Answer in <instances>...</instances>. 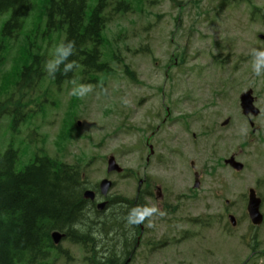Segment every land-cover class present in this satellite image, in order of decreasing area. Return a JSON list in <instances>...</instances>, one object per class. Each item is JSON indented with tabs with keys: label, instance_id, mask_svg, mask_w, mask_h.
I'll return each mask as SVG.
<instances>
[{
	"label": "rangeland",
	"instance_id": "1",
	"mask_svg": "<svg viewBox=\"0 0 264 264\" xmlns=\"http://www.w3.org/2000/svg\"><path fill=\"white\" fill-rule=\"evenodd\" d=\"M129 1L130 10L113 14L105 29L103 52L111 71L97 83L78 78L59 88L44 77L36 89L16 90L9 73L28 53L27 43L35 40L48 58L56 56L61 34L43 36L48 0H33L22 35L3 43L9 53L0 47V99L16 91L14 100L30 114L13 137L23 151L16 169L44 150L80 163L91 185L111 179L109 196L116 199H133L145 180L141 191L152 192L146 198V247L131 264H243L252 252L249 264H264V223L251 227L246 212L250 187L259 190L264 212V165L258 166L264 151V44L258 38L264 33V0ZM125 63L133 76L125 73ZM249 89L261 109L254 126L239 100ZM7 105L15 107L12 101ZM179 117H188L190 127ZM227 117L231 122L222 126ZM6 123H0V154L11 141ZM232 154L244 163L243 171L224 165L222 159ZM112 155L123 172L107 173ZM192 161L202 173L199 189L193 187ZM230 213L238 217L237 227L229 223ZM99 233L114 248L112 235ZM61 246L67 255L48 263L87 264L89 254L80 245Z\"/></svg>",
	"mask_w": 264,
	"mask_h": 264
},
{
	"label": "trees",
	"instance_id": "2",
	"mask_svg": "<svg viewBox=\"0 0 264 264\" xmlns=\"http://www.w3.org/2000/svg\"><path fill=\"white\" fill-rule=\"evenodd\" d=\"M91 2L48 0L43 36L63 34L64 37H60L53 58H48L35 40L27 43V55L22 56L20 63L17 60L9 73L15 77L16 89H36L44 77L61 86L78 75L96 78L97 74L109 71L103 59L104 31L110 19L105 11L115 2L116 12H127L132 2ZM31 5L32 0H0V20L3 19L0 47L4 48L6 40L15 41L22 35ZM48 66H52L49 72ZM19 112L17 108L12 114L13 130L25 120ZM18 160V149L13 145L0 155V264L43 263L56 248L51 238L54 230L64 232L76 242L94 245L95 223L86 222L84 216L87 204L82 196L85 187L81 168L48 154H36L24 168L17 170ZM117 222L119 230L116 239L110 240L115 244L114 248H109L110 255L126 252L124 245L131 238L130 229L125 230L130 224L126 218L117 219ZM102 249H106V245H101ZM119 257H113L108 263L116 264Z\"/></svg>",
	"mask_w": 264,
	"mask_h": 264
},
{
	"label": "water",
	"instance_id": "3",
	"mask_svg": "<svg viewBox=\"0 0 264 264\" xmlns=\"http://www.w3.org/2000/svg\"><path fill=\"white\" fill-rule=\"evenodd\" d=\"M253 103H254V97L252 96V91L251 90L246 92V93H244L241 96V105L243 107L244 113H246V114L249 113V112L257 113V109L254 107ZM236 165L238 166V168L241 167L240 164H236ZM114 168L118 169L117 165L114 162V159L111 158V160H110V169H114ZM103 186L105 187V190H107L106 188L109 187V184L103 183ZM91 195H92L91 192L87 193V196H91ZM260 202H261V200H260V198H258L256 196L255 191L251 190L249 212H250L251 218L253 219V221L255 223H258V222L261 221V213L259 211ZM59 238H60V236L57 235L56 236V240H58Z\"/></svg>",
	"mask_w": 264,
	"mask_h": 264
}]
</instances>
